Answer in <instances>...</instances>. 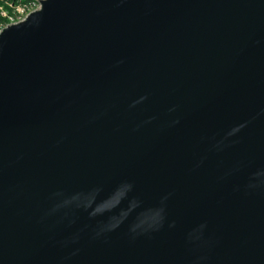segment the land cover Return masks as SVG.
I'll return each mask as SVG.
<instances>
[{"label": "water", "instance_id": "95a60500", "mask_svg": "<svg viewBox=\"0 0 264 264\" xmlns=\"http://www.w3.org/2000/svg\"><path fill=\"white\" fill-rule=\"evenodd\" d=\"M0 33V264H264V0H41Z\"/></svg>", "mask_w": 264, "mask_h": 264}, {"label": "built area", "instance_id": "2783aa9c", "mask_svg": "<svg viewBox=\"0 0 264 264\" xmlns=\"http://www.w3.org/2000/svg\"><path fill=\"white\" fill-rule=\"evenodd\" d=\"M41 5V0H0V33L9 25L26 20Z\"/></svg>", "mask_w": 264, "mask_h": 264}, {"label": "rangeland", "instance_id": "374dc122", "mask_svg": "<svg viewBox=\"0 0 264 264\" xmlns=\"http://www.w3.org/2000/svg\"><path fill=\"white\" fill-rule=\"evenodd\" d=\"M2 20V19H1Z\"/></svg>", "mask_w": 264, "mask_h": 264}]
</instances>
